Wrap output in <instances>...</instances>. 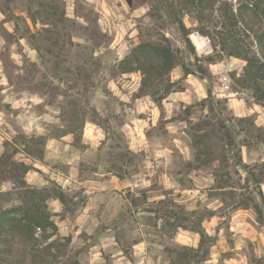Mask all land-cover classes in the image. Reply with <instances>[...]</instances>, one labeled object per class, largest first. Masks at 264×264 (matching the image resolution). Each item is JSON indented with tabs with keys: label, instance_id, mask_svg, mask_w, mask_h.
<instances>
[{
	"label": "rangeland",
	"instance_id": "rangeland-1",
	"mask_svg": "<svg viewBox=\"0 0 264 264\" xmlns=\"http://www.w3.org/2000/svg\"><path fill=\"white\" fill-rule=\"evenodd\" d=\"M183 2L0 0V264H264V103Z\"/></svg>",
	"mask_w": 264,
	"mask_h": 264
},
{
	"label": "trees",
	"instance_id": "trees-1",
	"mask_svg": "<svg viewBox=\"0 0 264 264\" xmlns=\"http://www.w3.org/2000/svg\"><path fill=\"white\" fill-rule=\"evenodd\" d=\"M184 8L194 15L200 24L197 33L206 36L213 49L219 46L221 51H225L227 56H232L244 61L241 73L237 81L240 86L248 90V98L255 103H264V0H235L231 3L228 0H184ZM162 7V6H160ZM157 9H160L157 7ZM177 23L182 32V40L191 53H195V47L190 38V32L185 27L181 19ZM153 49L160 58V62L153 60L138 62L137 70L143 74H164L170 71L176 64L175 56L168 44L156 43ZM186 74L194 73L185 70ZM146 76V75H145ZM247 100V99H246ZM9 165L22 166L24 173L29 169L23 163H16L9 158L5 159ZM240 165L251 182L258 189L260 197L263 194L260 188L262 176L264 175V161L256 166L258 173L254 172L250 166L240 161ZM24 181V175L20 176ZM62 200L61 197H59ZM257 209V207L255 208ZM257 212H260L257 210ZM43 214V213H42ZM259 214V213H258ZM44 215H35L28 212L24 218L10 217L8 224L12 228L30 231L31 225L46 221Z\"/></svg>",
	"mask_w": 264,
	"mask_h": 264
},
{
	"label": "crops",
	"instance_id": "crops-1",
	"mask_svg": "<svg viewBox=\"0 0 264 264\" xmlns=\"http://www.w3.org/2000/svg\"><path fill=\"white\" fill-rule=\"evenodd\" d=\"M56 176H57V179H59V178H60V176H59V175H56ZM62 178H63V177H62ZM62 178H61V179H62Z\"/></svg>",
	"mask_w": 264,
	"mask_h": 264
}]
</instances>
